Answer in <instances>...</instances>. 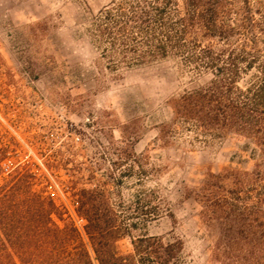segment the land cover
<instances>
[{
    "label": "trees",
    "instance_id": "16d2710c",
    "mask_svg": "<svg viewBox=\"0 0 264 264\" xmlns=\"http://www.w3.org/2000/svg\"><path fill=\"white\" fill-rule=\"evenodd\" d=\"M86 31L98 65L113 76L173 59L208 79L169 100L172 115L158 139L164 146L184 137L246 141L251 168L209 171L186 196L199 206L212 263L264 264V0H107ZM134 123L121 129L123 174L137 168L143 177L149 156L132 149ZM8 175L0 185V264H192L180 238L134 236L139 223L121 216L105 187L79 192L82 232L34 189L31 171ZM137 202L143 226L163 215L175 221L168 203L152 210L141 196ZM126 237L132 252L123 254L117 243Z\"/></svg>",
    "mask_w": 264,
    "mask_h": 264
},
{
    "label": "rangeland",
    "instance_id": "374dc122",
    "mask_svg": "<svg viewBox=\"0 0 264 264\" xmlns=\"http://www.w3.org/2000/svg\"><path fill=\"white\" fill-rule=\"evenodd\" d=\"M106 2L0 0V151L10 174L31 171L37 178L34 189L50 197L82 232L79 192L105 187L121 216L139 223L134 236L146 230L180 238L192 264H214L199 206L187 191L209 171L251 168L246 141L184 137L164 146L158 126L171 118L169 100L208 79L173 59L124 70L121 76L105 71L86 29ZM131 122L138 131L132 149L149 156L143 177L137 168L123 174L128 165L122 161L121 129ZM8 174L0 176V185ZM138 196L152 210L171 205L175 221L163 215L143 226ZM117 246L123 254L132 252L127 237Z\"/></svg>",
    "mask_w": 264,
    "mask_h": 264
},
{
    "label": "built area",
    "instance_id": "2783aa9c",
    "mask_svg": "<svg viewBox=\"0 0 264 264\" xmlns=\"http://www.w3.org/2000/svg\"><path fill=\"white\" fill-rule=\"evenodd\" d=\"M3 169H4V172L10 173L11 168L6 164V161L4 162Z\"/></svg>",
    "mask_w": 264,
    "mask_h": 264
}]
</instances>
